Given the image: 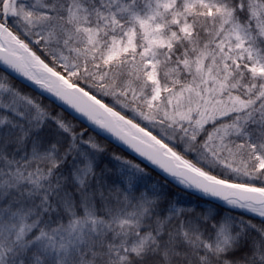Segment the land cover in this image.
Here are the masks:
<instances>
[{"label":"snow or ice","instance_id":"snow-or-ice-1","mask_svg":"<svg viewBox=\"0 0 264 264\" xmlns=\"http://www.w3.org/2000/svg\"><path fill=\"white\" fill-rule=\"evenodd\" d=\"M0 66V264H264V0H0Z\"/></svg>","mask_w":264,"mask_h":264},{"label":"trees","instance_id":"trees-1","mask_svg":"<svg viewBox=\"0 0 264 264\" xmlns=\"http://www.w3.org/2000/svg\"><path fill=\"white\" fill-rule=\"evenodd\" d=\"M2 68V67H0ZM8 75L12 79V81L16 84L17 87L22 88L23 91L29 92L34 95L38 100H40L44 105L50 107L53 111L60 112L65 111V115L68 119H72L74 115L69 114L68 111L57 105L53 100H51L46 95L42 94L41 92L37 91L36 89L26 85L16 77H14L11 73L8 72ZM74 123L77 125L78 128L83 127L88 129V134L91 136L97 137L102 144H104L107 149L108 153L105 155L104 162L111 165H115L116 162L111 160V155L116 154L122 156L125 160H131L134 163H138L141 167H145L146 170L150 173L151 179L159 181L161 184H167L168 190L174 195L175 199L181 202V205L184 206H195L199 208H207L209 206L220 205L221 202H215L208 198H204L201 196L200 193H193L190 190H183L181 186H177L172 179L166 177L141 159L135 157L127 150L123 149L116 143L112 142L111 140L103 137L100 133H98L93 128L89 127L88 125L82 123L77 117L74 120ZM222 207V205H221ZM235 214V213H234Z\"/></svg>","mask_w":264,"mask_h":264},{"label":"water","instance_id":"water-1","mask_svg":"<svg viewBox=\"0 0 264 264\" xmlns=\"http://www.w3.org/2000/svg\"><path fill=\"white\" fill-rule=\"evenodd\" d=\"M0 67H3V66H0ZM11 73V72H9ZM14 77H16L17 79H19L20 81H22L23 83H25L26 85L36 89L37 91L41 92V90L37 89L34 85H32L29 81L25 80L24 78L20 77L18 74H15V73H11ZM44 95H46L47 97H49L51 100H53L57 105H59L60 107H62L64 109V106L62 104H60L58 101H55V99L53 97H51L50 95L46 94V93H42ZM67 111V110H66ZM72 115H74L75 117H77L82 123L88 125L89 127L93 128L94 130H96L98 133H100L103 137L111 140L112 142L116 143L117 145H119L120 147H122L123 149L127 150L129 153H131L132 155H134L135 157L141 159L142 161H144L145 163H147L148 165H150L151 167H153L154 169H156L157 171H159L160 173H162L163 175H165L161 170H159L158 168H156L155 166L151 165L150 162L146 161L145 159L139 157L136 153H134L131 149H129L126 145H124L123 143H121L120 141L116 140L115 137H112L110 134L108 133H104L102 131H100L99 129L95 128L94 126H92L91 124L88 123L87 120H85L84 118L82 117H79L77 114L75 113H71ZM166 176V175H165ZM167 177V176H166ZM170 179H172L171 177H168ZM191 192L193 193H199L195 190H192V189H189ZM212 201H215V202H219L217 200H215L214 198H208Z\"/></svg>","mask_w":264,"mask_h":264}]
</instances>
